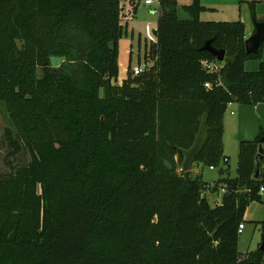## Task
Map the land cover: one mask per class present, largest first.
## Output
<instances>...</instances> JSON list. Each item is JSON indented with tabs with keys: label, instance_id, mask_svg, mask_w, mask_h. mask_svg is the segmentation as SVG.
Wrapping results in <instances>:
<instances>
[{
	"label": "trees",
	"instance_id": "trees-1",
	"mask_svg": "<svg viewBox=\"0 0 264 264\" xmlns=\"http://www.w3.org/2000/svg\"><path fill=\"white\" fill-rule=\"evenodd\" d=\"M127 1L0 0L3 140L30 156L0 177V264H264L259 248L237 249L247 207L264 198V128L238 144L234 178L222 168L227 106L264 104V63L244 69L264 43L247 54L243 22L160 0L145 69L129 65L118 85ZM207 42L224 51L218 71L203 66L220 63ZM183 152L222 177L178 173ZM210 189L223 190L215 205Z\"/></svg>",
	"mask_w": 264,
	"mask_h": 264
},
{
	"label": "rangeland",
	"instance_id": "rangeland-1",
	"mask_svg": "<svg viewBox=\"0 0 264 264\" xmlns=\"http://www.w3.org/2000/svg\"><path fill=\"white\" fill-rule=\"evenodd\" d=\"M212 1L213 4L218 6L216 12H210L212 20L210 21H241L240 20V0H209ZM136 5V11L133 18L130 19L129 16V24H132L134 21V31L131 32L130 29L127 31V38H123L121 42V49L125 48L123 45L131 48L125 52L120 51V62L123 64H128V59L130 60V70L135 67L143 66L145 64L144 54H145V45L146 48L149 47L150 44L155 43V36L153 35V31L156 28L157 19L159 16V4L158 2H153L151 5H146L144 0H134ZM233 3V12L228 15V12H225L222 8L226 6H231ZM225 4V5H222ZM243 9H246L245 5L242 4ZM125 11L131 9L129 5V0L125 3ZM247 15H245V18ZM202 18V17H201ZM204 18V17H203ZM131 22V23H130ZM127 39V40H126ZM131 50V51H130ZM125 62V63H124ZM249 63L256 62L255 60L246 61ZM260 62V61H259ZM223 61L220 63H216L217 71L221 67ZM248 64H246L245 68H248ZM123 66V65H122ZM121 66L120 73L117 77V81L126 78V70ZM247 71L249 69H246ZM257 71V69H256ZM254 72V71H253ZM100 95L102 96V90H100ZM10 128L9 118L2 104H0V177H6L10 173L14 172L17 168L26 166L30 162V156L25 149H21L18 153L12 155L11 152L13 148L8 145L6 141L3 140L4 130ZM204 130H202L201 134L198 138V143H201L204 139ZM227 152L229 153L228 157V172L231 178L236 176V163H237V152L236 149L227 148ZM189 152H183L182 158L178 163V173H184L187 168L185 165L190 163L189 161ZM186 168V169H185ZM219 176L218 170H209L208 167L203 168V179L205 181L210 182L211 179ZM213 186L211 185V188ZM218 190H207L206 197L208 202L211 205H215L218 203L219 199ZM218 198V199H217ZM221 199V198H220ZM246 214H248V218L251 221H244L243 225L245 227L244 231L239 234L237 249L241 255H244L248 252L254 251L262 244L263 236L261 232V228L259 222L264 217V198L260 201L252 202L246 210ZM245 214V215H246Z\"/></svg>",
	"mask_w": 264,
	"mask_h": 264
},
{
	"label": "crops",
	"instance_id": "crops-1",
	"mask_svg": "<svg viewBox=\"0 0 264 264\" xmlns=\"http://www.w3.org/2000/svg\"><path fill=\"white\" fill-rule=\"evenodd\" d=\"M178 4L180 6H188L191 3V0H177ZM201 5L204 7V10L200 14V20L202 21H210L212 18H210V12H216L218 9L215 4H213L212 1L209 0H200ZM254 3V12H255V18L253 19L250 14V6L249 3ZM240 20L243 22L245 26V33L246 38L250 36L254 31V22L255 21H264V0H240ZM242 4H244L246 9H243ZM225 5V4H222ZM225 12H228V15L233 12V3L231 6H226L225 8H222ZM245 15L247 17L245 18ZM202 17V18H201ZM204 17V18H203ZM236 21V20H235ZM213 22H228V21H213ZM233 22V21H231ZM131 23V22H130ZM134 21H132V24L130 25L128 23L127 25V31L130 29L131 32L134 30ZM126 31V32H127ZM127 38V37H126ZM127 40V39H126ZM123 39L119 41V51H118V75L120 73L121 66L124 68V70L127 71L128 66L130 65V60L128 59V64H123V62H120V51L123 50V52L126 53L131 48V45L126 46V44L123 43L125 48L121 49V42ZM131 51V50H130ZM260 63H264V48L262 50V57L261 61H256L254 63H244V69H249L248 72H253L258 70ZM248 64V68L246 66ZM247 71V70H246ZM125 78L116 81V84L120 85L122 80ZM259 128H264V104H258L255 106L251 105H242L237 103H231L227 106V109L223 116V136H222V145H223V155L227 158V165H222L223 170H226L225 173L226 176H229L228 172V157L229 153L227 152V148L229 149V146L231 148L236 149V152L238 150V144L241 141H251L255 138V136L258 133ZM237 156V154H236ZM187 171L191 177L198 176L203 182H208L203 179V168H206L202 165L195 164V163H187ZM237 167V163H236ZM209 168V167H208ZM209 170H218L219 168H209ZM222 177V175L217 176L216 178H213L210 180V184L215 183L217 180H219ZM225 177V175L223 176ZM231 178V177H230ZM234 178V177H233ZM223 193V190H220L219 192V199L220 201L221 195ZM247 210V209H246ZM246 214V212H245ZM243 217V223L244 221H251L248 218V214ZM245 227L243 228L242 232L244 231Z\"/></svg>",
	"mask_w": 264,
	"mask_h": 264
},
{
	"label": "water",
	"instance_id": "water-1",
	"mask_svg": "<svg viewBox=\"0 0 264 264\" xmlns=\"http://www.w3.org/2000/svg\"><path fill=\"white\" fill-rule=\"evenodd\" d=\"M254 28H255V31L250 36H248L244 42V48L247 54L256 53L258 48L264 43V21H255ZM153 35L154 36L157 35L156 29L153 31ZM203 50H207L210 53H212L218 62H222L224 59V51L214 50L210 46V42H207L205 44V46L203 47ZM263 152H264V149L262 147H259L258 154L256 157V169L254 173L255 179L259 177V169H258L259 164H260L259 160ZM259 250L264 251V239L262 241V244L259 246Z\"/></svg>",
	"mask_w": 264,
	"mask_h": 264
},
{
	"label": "built area",
	"instance_id": "built-area-1",
	"mask_svg": "<svg viewBox=\"0 0 264 264\" xmlns=\"http://www.w3.org/2000/svg\"><path fill=\"white\" fill-rule=\"evenodd\" d=\"M159 1H160V0H144V3H145L146 5H151L153 2H158V4H159ZM126 23H129V19H126V21H121V22H120V25L123 26V25H125ZM203 66H204L205 68H208L209 71H217V66L215 65L214 62H213V63L203 62ZM144 69H145V64H144L143 66H138V67L133 68V69H132V74H133V76H137V75H139V73H141ZM205 87H209V84L206 83V84H205ZM210 168H212V167H210ZM260 191L263 192L264 189L261 188ZM243 228H244V225H243V224H242V225H239V226H238V233H241L242 230H243Z\"/></svg>",
	"mask_w": 264,
	"mask_h": 264
}]
</instances>
